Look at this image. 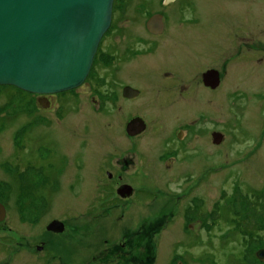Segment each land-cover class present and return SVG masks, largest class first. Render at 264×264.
Listing matches in <instances>:
<instances>
[{
  "label": "rangeland",
  "instance_id": "1",
  "mask_svg": "<svg viewBox=\"0 0 264 264\" xmlns=\"http://www.w3.org/2000/svg\"><path fill=\"white\" fill-rule=\"evenodd\" d=\"M181 3L193 10L159 0H114L87 84L53 93L46 110L36 109L27 92L0 85V196L14 217L24 205L28 223L17 230L44 242L32 262L29 253L3 260L8 251L0 241V261L105 264L99 255L112 241L119 248L116 264H264L255 256L264 248V0ZM152 11L176 29H204L194 33L197 53L185 50L188 73L177 67L181 55L176 60L170 38L168 44L145 32ZM224 55L230 62L222 85L213 92L196 86L199 72L223 66ZM176 82L189 96L174 106L187 101V114L160 109L162 93ZM124 84L140 96L124 99ZM134 115L147 129L131 138L125 123ZM196 117L184 145L167 151L175 126ZM213 130L223 139L211 140ZM54 157L53 172L44 171ZM122 159L133 162L124 166ZM106 170L122 175L114 186L127 183L135 191L109 209L100 208L111 193ZM166 200L169 214L163 215ZM51 218L64 221L63 233L45 235Z\"/></svg>",
  "mask_w": 264,
  "mask_h": 264
},
{
  "label": "water",
  "instance_id": "2",
  "mask_svg": "<svg viewBox=\"0 0 264 264\" xmlns=\"http://www.w3.org/2000/svg\"><path fill=\"white\" fill-rule=\"evenodd\" d=\"M113 1L0 0V85L43 95L79 87L111 23ZM147 26L159 32L161 15L150 16ZM210 74H204L206 83ZM137 92L130 86L123 88L127 97ZM144 129L140 116L125 125L128 135ZM219 137L216 133L214 142ZM256 255L264 259V248Z\"/></svg>",
  "mask_w": 264,
  "mask_h": 264
},
{
  "label": "flooded vegetation",
  "instance_id": "3",
  "mask_svg": "<svg viewBox=\"0 0 264 264\" xmlns=\"http://www.w3.org/2000/svg\"><path fill=\"white\" fill-rule=\"evenodd\" d=\"M159 2H160V5H163V6H166L168 4H173V3L175 4V2H177L175 5L179 6V4H180L181 9H183V7H185L187 10H190V7L192 8L191 4H189V3H185L182 6L181 0H172V1H169L167 3L165 2V0H159ZM113 3H114V1H113ZM192 10H193V8H192ZM156 13L161 15L162 21H163V26L161 27L159 32H153L152 29H150L147 26V20L149 19V17L152 16L153 14H156ZM167 20L168 19H167L166 15H164L162 12L152 11L148 15L147 19L145 20V24L143 26L144 30L148 34L149 37H164V39L168 38V44H170V42L172 44L174 43L175 44L174 47L176 49V50H174V54L176 56V60L178 59L179 55H181V58L177 63V67L180 69V71L187 72L188 71L187 69L189 68L190 58H189V55H187L185 53V50L193 51L196 49L195 54L197 53V48H196L197 41L195 40L196 35L194 33L195 32L202 33L204 31V29H197L196 30L195 28H197V27H194V25L183 26V27H179L178 29H176V27L174 28L173 26H170V24H168ZM103 36H102V38H103ZM102 38H101V40H102ZM169 38L171 39L170 42H169ZM99 44H100V42H99ZM99 44H98V47L96 49L95 55L93 57V61H92L89 72L92 71V68H94L95 63L98 61L97 59L99 58V55H100ZM173 59H171V61ZM192 60H193V58H192ZM229 62H230V56L224 55L222 63H221L223 66H217V67L216 66H208V67L204 68L203 70H201L199 72V76H198L199 80H197V81L195 80L196 86L199 85L200 87L207 89L211 92L215 91L216 88H219L222 85L223 81L225 80V77L229 76L228 71H226V67H227ZM208 71H211V74L208 76V79H210V83H206L205 77H204V74ZM88 75H89V73H88ZM164 75L167 78L173 79V77H171L168 72H166ZM83 83L87 84V82H85V80ZM125 86H130L131 88L136 89L138 92L135 95L130 96V97L124 96L123 95V88ZM167 86H168V90H165L164 92L162 90L163 93L160 92V94L161 93L163 94V95H161L162 103L160 105V107H161L160 109L161 110L164 109L162 111H165V112H173L175 110L181 109V110H183V112H185V114H187V112H191V111H187L191 107L187 103V101H186V103H183L180 106H174L175 104L180 103V100H182L181 98L185 97V99H186L189 96V94H187L189 91L184 88L183 83L176 82L170 86L169 85H167ZM167 86H166V88H167ZM13 91L16 92L17 90L13 89ZM67 91H69V90H67ZM22 92H27V91L22 90ZM26 94L33 96V101H34L36 109L46 110L53 104V100L51 97L53 93L43 95V94H36V93L27 92ZM140 94H141V91L138 88L131 86L129 84H124L121 88V96L128 101H130V100L134 101V99L139 97ZM196 101H197V98L195 99V97H194V102L193 101L192 102L195 103ZM192 106H193L194 111L198 110L197 102L195 104H192ZM168 107L170 108L169 110H168ZM135 116H139V115H134L132 117H135ZM132 117H130V118H132ZM130 118H128V120ZM144 122H145V129L142 132H144L147 129V123L145 120H144ZM197 124H198V119L196 117V118L190 119L189 122H181L180 124L175 126V128L172 131V138H169V140H166V150L171 151L177 145H178L177 147L184 145V140L187 138L188 134L190 133V130L191 131L196 130ZM125 125H126V123H125ZM142 132H139L135 135H128L126 132L125 133L127 134V136L133 138V137L139 136ZM216 133L220 134L219 141L221 139H223V133L222 132L213 130L210 133L211 140L214 141V135ZM171 158L172 157H170V158L168 157L167 158L168 161H171ZM52 159L54 161H50L51 162L50 164L48 163L49 169L44 168V167H47L46 164L44 166H42L44 171L47 170V171H49V173L53 172V169L56 167L55 161H57V158L54 157V158H51V160ZM132 162H133L132 159H129V160L122 159V163L124 166H129V164H131ZM26 163L32 165V163H30V161H26ZM35 164H33V165L35 166ZM105 175L111 181L109 184L111 193H109L106 196L103 195L105 197V199L103 200L102 204L100 205V208H104V209L114 208L115 204H116V206H118L117 204L119 203V200H118L119 198H122V199H123V197L127 198L126 197L127 195H131L132 192L135 193V191L132 190V186H129L127 183H123V184L121 183L120 185L118 184L117 186L113 185V183L116 184L119 182V181L117 182V180H122V175L118 174L115 176L110 170H106ZM113 186L115 188H113ZM39 188H40V186L34 187L33 198L37 197V195L35 193H36V190L37 191L39 190ZM171 198H173V197H170V199ZM169 203H171V201H169V200L168 201L166 200L163 203V205H162L163 210H161V212H160L161 214H163V215L169 214V212L167 213V211L165 209ZM23 206L24 205L22 203L18 204V206H17L18 210H17L16 216L14 217L8 203L6 202L4 197L0 196V241H3V243L5 245L4 248L6 251H8L3 258V260H5V261H6V259L11 260L12 258L18 257V255H22V253H24L25 255H27L29 253L30 257H31V261L34 262V258H35V261L37 262L39 252L44 250V246H43L44 242L43 241L40 242L38 240V236L30 237V235H31L30 233H29V236H27L26 232L20 233L18 231L19 230L18 226L21 227V229H22V227L28 223V222L26 223L27 217L24 214L25 211H24ZM168 207L172 210L174 205L171 204ZM108 211H110V210H108ZM173 212H174V210H173ZM107 213L110 214V212H107ZM37 221H38L37 217L32 218V221L30 224V226H32L35 230L37 229V223H38ZM17 228H18V230H17ZM23 228H25V227H23ZM65 229H66V225H65L64 221L57 219V218H51V219L47 220L44 224V227H43L45 235H47V234H50V235L60 234V233H63L65 231ZM107 241L108 240H106V242ZM121 245H122L121 249L123 252L126 244L122 243ZM259 249H261V248H258L257 250H259ZM257 250H255V256L258 258V256L256 255ZM118 251H119V248L117 247V245L113 244V242L110 241V247L106 248L105 252H103L99 255L100 259L102 260V258L105 257V261H106L105 264H109L111 262H113V264H116L117 257L119 256ZM258 259L263 260L260 258H258ZM3 260L0 261V264H6V262H3Z\"/></svg>",
  "mask_w": 264,
  "mask_h": 264
},
{
  "label": "trees",
  "instance_id": "4",
  "mask_svg": "<svg viewBox=\"0 0 264 264\" xmlns=\"http://www.w3.org/2000/svg\"><path fill=\"white\" fill-rule=\"evenodd\" d=\"M257 200H258V196H257Z\"/></svg>",
  "mask_w": 264,
  "mask_h": 264
}]
</instances>
